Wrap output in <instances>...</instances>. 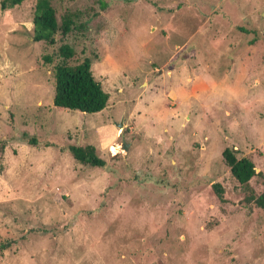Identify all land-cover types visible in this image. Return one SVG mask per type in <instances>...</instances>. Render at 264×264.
I'll list each match as a JSON object with an SVG mask.
<instances>
[{
    "label": "rangeland",
    "instance_id": "obj_1",
    "mask_svg": "<svg viewBox=\"0 0 264 264\" xmlns=\"http://www.w3.org/2000/svg\"><path fill=\"white\" fill-rule=\"evenodd\" d=\"M35 3L0 9V264H264V207L222 156L264 194V0H51L75 15L54 44ZM61 43L102 110L53 104ZM89 144L103 167L69 150Z\"/></svg>",
    "mask_w": 264,
    "mask_h": 264
},
{
    "label": "trees",
    "instance_id": "obj_2",
    "mask_svg": "<svg viewBox=\"0 0 264 264\" xmlns=\"http://www.w3.org/2000/svg\"><path fill=\"white\" fill-rule=\"evenodd\" d=\"M22 0H0V9L5 10L20 4ZM33 39L35 41H45L54 44L70 33L74 28L75 15L73 13L63 14L58 20L56 10L51 4V0H36L33 17ZM75 50L67 43H61L57 48V55L61 61L53 66L54 94L53 104L55 106L76 109L83 112H97L107 105L109 94L101 83L94 77L91 64L92 60L85 57L81 62L71 65L66 62L73 57ZM50 62V57H45ZM32 142H35L34 138ZM5 144L0 141V154L4 151ZM72 156L77 162L82 164L103 167L105 160L98 156L93 145L76 146L69 148ZM222 156L229 166L231 175L244 186L248 194L245 201L248 204L264 207V194L257 195L251 188L249 181L261 172H256L255 164L249 157H237L232 148L225 147ZM217 195L223 199V189L219 183H213ZM8 244H3L4 248Z\"/></svg>",
    "mask_w": 264,
    "mask_h": 264
},
{
    "label": "water",
    "instance_id": "obj_3",
    "mask_svg": "<svg viewBox=\"0 0 264 264\" xmlns=\"http://www.w3.org/2000/svg\"><path fill=\"white\" fill-rule=\"evenodd\" d=\"M123 119L121 118V120L120 121H118V122H116V126L117 127H122L123 126ZM127 147H128V143L127 142H125V141H123V148H126L127 149ZM255 170H257V168H255Z\"/></svg>",
    "mask_w": 264,
    "mask_h": 264
}]
</instances>
